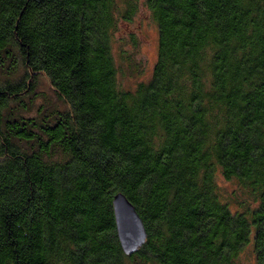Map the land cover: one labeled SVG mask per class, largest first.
Segmentation results:
<instances>
[{
  "label": "trees",
  "instance_id": "obj_1",
  "mask_svg": "<svg viewBox=\"0 0 264 264\" xmlns=\"http://www.w3.org/2000/svg\"><path fill=\"white\" fill-rule=\"evenodd\" d=\"M140 11L157 55L129 88ZM118 193L146 234L127 255ZM247 247L264 264V0H0V264H236Z\"/></svg>",
  "mask_w": 264,
  "mask_h": 264
},
{
  "label": "rangeland",
  "instance_id": "obj_2",
  "mask_svg": "<svg viewBox=\"0 0 264 264\" xmlns=\"http://www.w3.org/2000/svg\"><path fill=\"white\" fill-rule=\"evenodd\" d=\"M139 29L141 47L139 57L144 61L143 73L140 76H131L123 79V85L125 87L132 88L137 82H143L150 78L152 68L155 63L157 55V36H156V25L152 23L151 19L140 11L133 19L129 26H123L124 30ZM35 101L37 104L42 105L45 108H50L51 105H57L58 102L55 100L52 89L49 87L44 77L40 78L37 86V96ZM35 110V109H34ZM218 186L222 188L223 192L228 195L235 187L231 183H228L222 179L221 176L217 180ZM251 247H247L238 257L236 264H255V259L251 252Z\"/></svg>",
  "mask_w": 264,
  "mask_h": 264
},
{
  "label": "water",
  "instance_id": "obj_3",
  "mask_svg": "<svg viewBox=\"0 0 264 264\" xmlns=\"http://www.w3.org/2000/svg\"><path fill=\"white\" fill-rule=\"evenodd\" d=\"M112 204L114 226L120 247L126 255L132 254L138 251L139 247L145 242V228L140 216L125 195L123 196L120 193L114 195Z\"/></svg>",
  "mask_w": 264,
  "mask_h": 264
}]
</instances>
